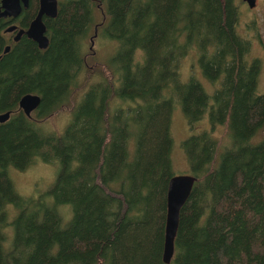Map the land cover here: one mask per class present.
Segmentation results:
<instances>
[{
  "label": "trees",
  "instance_id": "1",
  "mask_svg": "<svg viewBox=\"0 0 264 264\" xmlns=\"http://www.w3.org/2000/svg\"><path fill=\"white\" fill-rule=\"evenodd\" d=\"M95 9L106 15L99 36L117 45L76 100ZM238 19L234 0H66L48 22L45 49L23 40L0 58V113H12L0 122V264H165L175 103L191 129L206 112L212 129L225 124L230 143L213 164L210 127L182 142L196 180L169 264H264V91ZM192 49L217 86L211 95L180 79ZM27 93L41 98L37 121L18 107ZM65 109L62 132L37 129ZM35 157L57 163L51 202L22 198L8 176Z\"/></svg>",
  "mask_w": 264,
  "mask_h": 264
},
{
  "label": "rangeland",
  "instance_id": "2",
  "mask_svg": "<svg viewBox=\"0 0 264 264\" xmlns=\"http://www.w3.org/2000/svg\"><path fill=\"white\" fill-rule=\"evenodd\" d=\"M234 2L239 9V19L236 30L240 36L250 41V49L247 58L249 60L258 59L260 61L261 67L257 82V91L261 93L264 91V0H255L254 7H249L244 0H234ZM93 18L94 20L90 26L89 33L82 46L83 53L86 56V64L78 76V84L72 90L71 96L75 94L76 100H79L83 90L88 85L99 81L101 76L104 75L102 69L99 71L97 67H102L117 45L114 41L101 38L99 36V30L97 35L94 36V24L101 21V13L98 9L94 10ZM179 75L183 82H187L192 78L197 80L209 95H211L217 87L214 88L213 85L203 77L200 65L197 61V53L193 49L189 50L180 60ZM71 115L72 113L66 109L57 112L45 118L43 121L37 122L38 125L36 126L39 127L37 129L43 134H46L45 132L60 133L68 124ZM31 117L36 120V111L31 113ZM203 117L204 118L199 120V122L193 124L191 129L188 125L189 123L183 117L179 105L177 103L173 105L170 124V135L172 139L170 162L171 170L174 175L189 173L188 161L181 144L190 134L209 130V127L211 128L207 119V112ZM209 133L217 143L213 162V164H216L217 161H219L221 152L230 143L228 129L225 124L218 125L214 127V129L211 128V132ZM34 159L35 161L24 170H18L12 167L7 168L8 176L13 184L14 190L22 198L51 202V197L46 195L45 191L54 179L57 171V163H45L40 157H35ZM8 209L10 210L9 220H11L14 216V211L10 206H8ZM59 212L62 222L65 224L71 217V207L68 205L60 206ZM7 230L10 232V229Z\"/></svg>",
  "mask_w": 264,
  "mask_h": 264
},
{
  "label": "water",
  "instance_id": "3",
  "mask_svg": "<svg viewBox=\"0 0 264 264\" xmlns=\"http://www.w3.org/2000/svg\"><path fill=\"white\" fill-rule=\"evenodd\" d=\"M249 7H254L255 0H244ZM15 0H1L0 17L15 14L12 5ZM3 8V11H1ZM17 8V7H16ZM57 11V0H40V8L36 18L31 22L26 31L29 38L35 41L39 48L45 49L49 40L45 35V26L41 22L42 15L54 17ZM11 30V28H9ZM6 48L5 50H7ZM41 102L37 94L27 93L20 97L18 105L25 115H30L31 111L36 109ZM9 118V112L0 113V122H5ZM195 176L191 174L173 175L168 182L166 197V221L164 232V245L162 261L169 264L174 252V238L176 236L179 214L182 206L187 201L195 183Z\"/></svg>",
  "mask_w": 264,
  "mask_h": 264
},
{
  "label": "flooded vegetation",
  "instance_id": "4",
  "mask_svg": "<svg viewBox=\"0 0 264 264\" xmlns=\"http://www.w3.org/2000/svg\"><path fill=\"white\" fill-rule=\"evenodd\" d=\"M65 1L66 0H57V10L60 4ZM98 4H101V2L99 1ZM0 5H1V0H0ZM12 7L14 11L18 10L15 14H10V15L0 17V58L3 55L10 53L12 50H14L15 47H17L19 43L22 42L23 40L33 41L31 38L28 37V35L26 34V31L30 27L31 22L36 18L38 14V11L40 8V0H15V4H13ZM1 11H3V8H1ZM100 13H101V21L96 25L97 28L93 33L94 36H96L98 33V30H99L98 27L103 26L106 22L105 13L102 10H100ZM56 14H57V11H56ZM54 17L47 16V15H42L41 17V22L45 26L46 36H47L48 22H50V19H54ZM9 28H11V30H9ZM33 42L37 45L35 41ZM6 48L8 49L5 50ZM19 109L20 111H22L20 107ZM36 109H34L33 111H35ZM33 111H31V113ZM31 113L30 115L27 116L23 112V114L28 118L31 117ZM11 114L12 113H10V116Z\"/></svg>",
  "mask_w": 264,
  "mask_h": 264
},
{
  "label": "bare ground",
  "instance_id": "5",
  "mask_svg": "<svg viewBox=\"0 0 264 264\" xmlns=\"http://www.w3.org/2000/svg\"><path fill=\"white\" fill-rule=\"evenodd\" d=\"M48 38V37H47ZM9 116H10V112H9Z\"/></svg>",
  "mask_w": 264,
  "mask_h": 264
}]
</instances>
